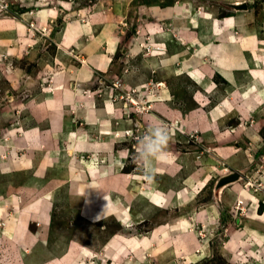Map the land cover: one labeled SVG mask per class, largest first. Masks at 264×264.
Masks as SVG:
<instances>
[{
	"label": "rangeland",
	"instance_id": "rangeland-1",
	"mask_svg": "<svg viewBox=\"0 0 264 264\" xmlns=\"http://www.w3.org/2000/svg\"><path fill=\"white\" fill-rule=\"evenodd\" d=\"M0 264H264V0H0Z\"/></svg>",
	"mask_w": 264,
	"mask_h": 264
},
{
	"label": "clouds",
	"instance_id": "clouds-1",
	"mask_svg": "<svg viewBox=\"0 0 264 264\" xmlns=\"http://www.w3.org/2000/svg\"><path fill=\"white\" fill-rule=\"evenodd\" d=\"M170 141V129L167 124L162 121L156 124H149L136 137L134 146L136 158L147 165H151L153 161H162L171 155L168 151Z\"/></svg>",
	"mask_w": 264,
	"mask_h": 264
},
{
	"label": "water",
	"instance_id": "water-1",
	"mask_svg": "<svg viewBox=\"0 0 264 264\" xmlns=\"http://www.w3.org/2000/svg\"><path fill=\"white\" fill-rule=\"evenodd\" d=\"M233 8L236 10H244L246 8L245 4H240L237 6L233 5ZM231 179H235V176H230L228 178L223 179L222 181H231Z\"/></svg>",
	"mask_w": 264,
	"mask_h": 264
},
{
	"label": "crops",
	"instance_id": "crops-1",
	"mask_svg": "<svg viewBox=\"0 0 264 264\" xmlns=\"http://www.w3.org/2000/svg\"><path fill=\"white\" fill-rule=\"evenodd\" d=\"M222 24H224V23H222ZM225 24H226V25H229V23H225ZM89 26H91V25H89ZM232 40H233L232 37L227 38V41H228V42H232ZM99 67H100V65H97V66H95V67H94V66H92V67H89V66H88V69H89V70H90V69H93V70H99ZM97 68H98V69H97Z\"/></svg>",
	"mask_w": 264,
	"mask_h": 264
},
{
	"label": "bare ground",
	"instance_id": "bare-ground-1",
	"mask_svg": "<svg viewBox=\"0 0 264 264\" xmlns=\"http://www.w3.org/2000/svg\"><path fill=\"white\" fill-rule=\"evenodd\" d=\"M237 5H240V4H239V3H235V4H234V6H237ZM97 69H98V68H97ZM201 186H202V185H201ZM180 192H181V191H180ZM180 192H179V193H180ZM186 192H187V191H186ZM184 194H185V193H184ZM195 194H196V193H195ZM192 196H194V195H192ZM188 202H190V201H188ZM181 204H182V203H181ZM183 204H184V203H183ZM180 208H181V207H180Z\"/></svg>",
	"mask_w": 264,
	"mask_h": 264
}]
</instances>
